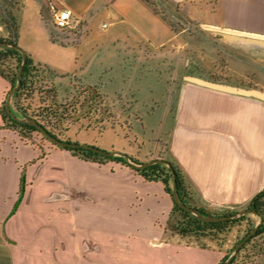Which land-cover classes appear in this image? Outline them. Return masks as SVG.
<instances>
[{
  "label": "crops",
  "instance_id": "crops-1",
  "mask_svg": "<svg viewBox=\"0 0 264 264\" xmlns=\"http://www.w3.org/2000/svg\"><path fill=\"white\" fill-rule=\"evenodd\" d=\"M50 2L74 13L76 28L62 44L52 40L46 21L52 16ZM14 14L18 45L57 75L66 101L84 87L100 90L111 113L100 136L119 123L139 136L135 145L125 141L121 148L102 149L139 163L172 160L198 202L212 212L241 210L264 191V102L187 82L174 89L168 65L174 50L178 65L180 35L151 4L19 0ZM0 27V37L8 38ZM231 46L239 59V47ZM251 46V62L235 61L240 69L232 83L264 91V47ZM204 72L223 74L216 68ZM9 89L0 77V109ZM4 125L0 114V264H220L235 243L237 229L223 249L208 239L188 242L174 233V203L162 182L147 181L116 161H86L55 145L41 147Z\"/></svg>",
  "mask_w": 264,
  "mask_h": 264
},
{
  "label": "trees",
  "instance_id": "trees-1",
  "mask_svg": "<svg viewBox=\"0 0 264 264\" xmlns=\"http://www.w3.org/2000/svg\"><path fill=\"white\" fill-rule=\"evenodd\" d=\"M145 1L151 4L149 0ZM151 5L153 6V4ZM45 10L46 9L44 8V11ZM46 21L51 31L52 40L62 44L63 39L70 38L72 32L56 27L51 19L48 21L46 18ZM0 26L5 27L9 32L8 38L0 37V43L18 45L20 25L14 14L13 0L0 1ZM27 56V62L21 77V86L19 91L13 97L11 110L18 117H28L36 120L52 136L63 140L56 131L61 132L67 130L70 122L66 112L71 101H66L60 95V88L56 81L57 75L48 66L35 63L29 55ZM22 60L23 56L19 51L0 47V76L10 83V92L17 84V74L22 65ZM6 103L7 98L0 109V114L5 124L4 127L18 130L25 136H30L33 132H39L36 127L15 120L8 113ZM64 141L72 143L70 140ZM62 149L72 152L86 161L98 163L116 161L134 169L122 157H107L85 148ZM165 161L170 162L174 168L177 180V191L181 202L186 206L194 208L202 214L213 217L231 216L244 209L256 211L263 217V224L257 233L244 245L237 257L231 262V264H260V260H264V191L257 194L248 205L241 210L212 212L198 202L194 193L191 191L190 183L181 168L170 159H165ZM134 170L141 174L147 181H160L165 185L166 192L171 196L174 203L173 215L175 217V223H172L171 227L173 232L181 238H192L195 241L208 239L215 242L218 249H223L228 243L232 231L237 229L238 234L235 243L232 247L227 248L226 256L221 263L228 259L236 245L250 233L257 223L253 216H243L236 220L224 222H205L199 220L186 210L178 207L174 202L171 195L173 174L166 166L155 164L143 170ZM25 187L26 181L23 177L21 196L25 191ZM239 234L241 235L239 236Z\"/></svg>",
  "mask_w": 264,
  "mask_h": 264
},
{
  "label": "rangeland",
  "instance_id": "rangeland-1",
  "mask_svg": "<svg viewBox=\"0 0 264 264\" xmlns=\"http://www.w3.org/2000/svg\"><path fill=\"white\" fill-rule=\"evenodd\" d=\"M18 1L19 0H14L13 4H18ZM149 1L153 4L156 11L171 23L174 31L180 35L179 44L183 48L179 52L178 65L176 66L175 64L177 50H174L171 53L173 58L170 65H168V71L170 74L169 82L170 84L173 83L174 89H177L186 83L184 81L185 76H194L189 75V73L194 72L195 74H199L200 71L204 72V69L214 70L216 68V70L223 73L217 78L213 77L215 79L229 80L231 82L236 81V71L237 69H240V65L236 64L235 61L242 60L244 62H251L249 54L252 46L249 44H237L239 47V55L237 58L239 59H235L234 49L232 48L233 46H231L234 44L224 42L218 34L231 31L260 36L259 38L264 37V0ZM219 5H222V8H224L220 12H218ZM50 19L51 21L53 20L52 16ZM204 22H219L223 27L202 26L201 24ZM241 37L257 40L255 36L241 35ZM254 53L261 54L260 50H255ZM194 62L198 65L197 69H194L192 66V63ZM165 71H167L166 68ZM255 88L258 89V87ZM10 90L11 89H9L8 93ZM74 101L72 100L70 105H72ZM78 115H75L74 117H77ZM72 120L75 119L72 118ZM116 125L117 128L115 131L109 132L106 135L104 134L103 136H100L99 132L107 129L105 123L102 125L85 126L81 123L70 122L66 131H56V133L59 134L63 140L71 139L76 143H82L84 140H90L91 142L97 141L96 144L98 147H93L105 152L109 151L102 148L112 146L111 144L116 148H121L122 143H125V141H130L135 145L134 142L139 139V136L132 131L130 132L125 126L123 127L121 123ZM124 130H127L128 137H126ZM34 136L37 137L36 139L40 140V135L37 132L31 133L30 138ZM49 143L50 142L42 141L39 146L51 147L52 144L50 145ZM253 217L258 221V217ZM240 235L241 234H239V236ZM192 241L191 238L188 240V242ZM156 243L157 242L154 241V244ZM229 246L232 247L233 244ZM260 264H264V261L262 260Z\"/></svg>",
  "mask_w": 264,
  "mask_h": 264
},
{
  "label": "water",
  "instance_id": "water-1",
  "mask_svg": "<svg viewBox=\"0 0 264 264\" xmlns=\"http://www.w3.org/2000/svg\"><path fill=\"white\" fill-rule=\"evenodd\" d=\"M221 39L224 42L230 43V44H246L249 43V45H255V46H260V47H264V41L263 40H252L249 38H245V37H240L237 35H230V34H226V33H221L218 34ZM0 47H5V48H9V49H14L19 51L22 56H23V60H22V65L18 71L17 74V84L16 86L12 89V91L10 92V94L7 97V103H6V109L8 111V113L17 121H19L20 123L23 124H30L34 127H36V129L41 132L44 137L51 142L53 145L60 147V148H72V149H78V148H85V149H90L96 153H100L102 155H105L107 157H122L125 159V161L134 169L136 170H143L146 169L152 165L155 164H161L166 166L173 174V185H172V191H171V195L173 197L174 202L176 203V205L178 207H180L181 209L186 210L187 212H189L191 215H193L194 217H196L199 220L205 221V222H224V221H230V220H236L239 219L243 216H256L258 217V221L255 225V227L250 231L249 234H247L241 242H239L236 247L233 249V251L231 252V254L229 255L228 259L220 264H231V262L237 257L238 253L240 252V250L244 247V245L257 233V231L259 230V228L261 227V225L263 224V217L261 215H259L256 211L253 210H249V209H244L236 214H233L231 216H224V217H213V216H208L205 214L200 213L198 210L188 207L186 206L184 203L181 202L178 191H177V180H176V174L174 172V168L172 166V164L168 161L165 160H153L149 163H138L136 161H134L129 155L124 154L122 152H118V151H114V152H105L102 151L96 147L87 145V144H76V143H70V142H64L54 136H52L42 125H40L36 120L32 119V118H28V117H18L15 115V113L12 112L11 110V104H12V100L14 95L19 91L20 86H21V77H22V73L24 70V67L26 65L27 62V53L20 48L18 45H14V44H9V43H0ZM184 81L195 85V86H199V87H203L206 89H210L216 92H221V93H225V94H229V95H234V96H239V97H244V98H250V99H255V100H259L264 102V91L260 90V89H256V88H245V87H240V86H236L234 85L231 81L229 80H223V79H215L213 77H211L210 75L204 73V72H200V74L198 76H185L184 77ZM87 89L92 90L93 92H96V89L89 86V87H84L83 91H86ZM78 98L75 99V101ZM74 101V102H75ZM73 102V103H74ZM89 102V101H88ZM85 113L82 112L80 113L77 117H73V119L78 120L80 119V117H82V115ZM24 194V193H23ZM22 194V196H23ZM22 196L20 198V201L22 200Z\"/></svg>",
  "mask_w": 264,
  "mask_h": 264
},
{
  "label": "flooded vegetation",
  "instance_id": "flooded-vegetation-1",
  "mask_svg": "<svg viewBox=\"0 0 264 264\" xmlns=\"http://www.w3.org/2000/svg\"><path fill=\"white\" fill-rule=\"evenodd\" d=\"M76 98L78 99L72 105H69L66 112L70 122L81 123L85 126H93L102 125L110 121L111 113L100 90L96 92L92 90L80 91L79 94L73 98V101ZM84 111L85 113L80 119L76 121L72 120L75 115Z\"/></svg>",
  "mask_w": 264,
  "mask_h": 264
},
{
  "label": "built area",
  "instance_id": "built-area-1",
  "mask_svg": "<svg viewBox=\"0 0 264 264\" xmlns=\"http://www.w3.org/2000/svg\"><path fill=\"white\" fill-rule=\"evenodd\" d=\"M49 8L52 13L53 23L56 27L65 30H73L76 28V25L73 21L74 13L71 9L69 8L57 9L52 2H50ZM0 31H1V27H0ZM37 133L40 135V140L36 139L37 138L36 136L31 138V140L35 144L40 145L42 141L49 142L41 132H37ZM49 144L51 145L52 143L50 142Z\"/></svg>",
  "mask_w": 264,
  "mask_h": 264
}]
</instances>
